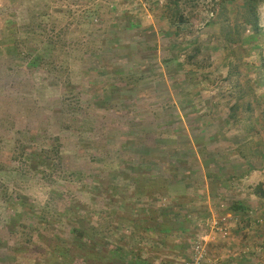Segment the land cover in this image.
<instances>
[{
	"label": "rangeland",
	"instance_id": "obj_1",
	"mask_svg": "<svg viewBox=\"0 0 264 264\" xmlns=\"http://www.w3.org/2000/svg\"><path fill=\"white\" fill-rule=\"evenodd\" d=\"M243 2L0 0V264H264Z\"/></svg>",
	"mask_w": 264,
	"mask_h": 264
},
{
	"label": "trees",
	"instance_id": "obj_2",
	"mask_svg": "<svg viewBox=\"0 0 264 264\" xmlns=\"http://www.w3.org/2000/svg\"><path fill=\"white\" fill-rule=\"evenodd\" d=\"M185 0H167V2L172 6V7H178L180 3H182ZM261 4H264V0H244L243 2V9H244V14L245 17L242 22V26L244 28H247L249 32L251 33V37L245 38L246 41L253 42L256 40V37L254 35H257L259 33V28H258V16H257V9L258 6ZM226 34L227 36H225ZM232 30L229 27H222L220 30V37L222 36L224 40L228 42H232L231 36H232ZM253 35V36H252ZM230 38H229V37ZM238 37V35H237ZM261 66H263L261 64ZM256 196H258L261 199H264V191L260 189V187H257L255 190ZM237 210H243L241 207H236ZM235 209V210H236Z\"/></svg>",
	"mask_w": 264,
	"mask_h": 264
},
{
	"label": "built area",
	"instance_id": "obj_3",
	"mask_svg": "<svg viewBox=\"0 0 264 264\" xmlns=\"http://www.w3.org/2000/svg\"><path fill=\"white\" fill-rule=\"evenodd\" d=\"M212 228H218L217 226H219V223L218 222H214L212 221L210 224H209ZM216 226V227H215ZM203 249L201 248L200 246V243H195V246H194V251L196 252V254L199 255V257L196 256V259L199 260L201 258V254H202V251Z\"/></svg>",
	"mask_w": 264,
	"mask_h": 264
}]
</instances>
